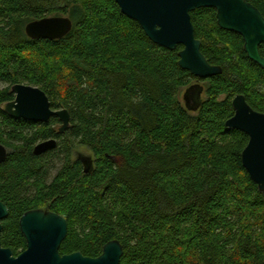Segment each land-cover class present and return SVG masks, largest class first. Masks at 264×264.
Listing matches in <instances>:
<instances>
[{
	"label": "trees",
	"instance_id": "1",
	"mask_svg": "<svg viewBox=\"0 0 264 264\" xmlns=\"http://www.w3.org/2000/svg\"><path fill=\"white\" fill-rule=\"evenodd\" d=\"M245 1L264 16V0ZM61 14L72 21L65 36L25 34L29 21ZM190 19L200 51L221 67L210 78L182 69V46L152 42L114 0H0L3 247L24 250L19 218L42 208L67 220L61 254L97 257L116 239L119 264H264V192L240 157L248 136L224 125L237 94L264 113V69L247 57L241 35L218 26L214 8ZM193 82L202 86L194 111L179 96ZM15 83L67 109L68 128L57 132L55 116L42 123L7 114ZM48 138L57 146L34 155ZM77 145L94 157L89 172L71 159Z\"/></svg>",
	"mask_w": 264,
	"mask_h": 264
},
{
	"label": "water",
	"instance_id": "2",
	"mask_svg": "<svg viewBox=\"0 0 264 264\" xmlns=\"http://www.w3.org/2000/svg\"><path fill=\"white\" fill-rule=\"evenodd\" d=\"M120 12L135 20L145 35L155 44L178 51V64L199 79L210 78L221 73L219 65L210 64L200 51V40L195 37L190 12L211 7L216 11V21L220 28L235 31L243 39V50L247 57L264 69V54L259 45L264 46V16L245 0H114ZM72 28L67 16L51 15L29 21L24 26L31 39H58ZM14 99L7 102L4 111L12 117L32 122H47L52 116L60 121L59 132L65 131L70 122L67 109H53L45 92L37 86L15 83L10 89ZM202 86L193 84L185 89L183 100L190 110H196ZM233 115L224 125L227 129H237L248 136V141L240 153L241 163L258 191L264 192V113L253 109L242 94L231 101ZM56 139L49 138L33 147V154L40 155L55 148ZM7 148L0 143V163L7 157ZM84 172H89L92 162L82 159ZM8 215L7 206L0 201L1 220ZM20 232L25 239V249L17 255L3 247L0 241V264H119L123 253L116 239L106 242L97 257L84 256L79 251L61 254L60 245L67 234L66 218L56 212L35 208L25 211L18 221Z\"/></svg>",
	"mask_w": 264,
	"mask_h": 264
},
{
	"label": "rangeland",
	"instance_id": "3",
	"mask_svg": "<svg viewBox=\"0 0 264 264\" xmlns=\"http://www.w3.org/2000/svg\"><path fill=\"white\" fill-rule=\"evenodd\" d=\"M57 16H68L67 14H61V15H57ZM195 82H193V84H194ZM24 84H26V83H24ZM201 84H205V82H201ZM6 85L4 84V83H1L0 82V89L1 88H3V87H5ZM183 91H184V88H182L181 89V91H180V99H181V101H182V94H183ZM57 126H59V124L57 125ZM40 141H42V140H40ZM39 142V141H38ZM37 142V143H38ZM83 158H88V159H90V161L93 163V159H94V157L92 156V153L85 147V146H83V145H77L74 149H73V151H72V153H71V159H73V160H75V159H79L81 162H82V159ZM58 164V163H57ZM56 164V165H57ZM52 174H54V171L52 172Z\"/></svg>",
	"mask_w": 264,
	"mask_h": 264
},
{
	"label": "flooded vegetation",
	"instance_id": "4",
	"mask_svg": "<svg viewBox=\"0 0 264 264\" xmlns=\"http://www.w3.org/2000/svg\"><path fill=\"white\" fill-rule=\"evenodd\" d=\"M260 46H262V47L264 48V46L261 44V45H259V50H260ZM260 53H261V52H260ZM263 54H264V53H263ZM195 84H199V83L197 82V83H195ZM201 96H202V94L200 95V99H201ZM59 126H60V125H59ZM59 126H57V127L59 128ZM57 132H59L58 129H57ZM59 133H62V132H59ZM48 139H49V138H48ZM54 139H56V138H54ZM45 140H46V139H45ZM42 141H43V140H42ZM39 142H40V141H39ZM57 143H58V140L56 139V146H57ZM36 144H37V143H36ZM36 144H35V145H36ZM56 146H55V147H56ZM33 147H34V146H33ZM53 149H54V148H53ZM32 151H33V149H32Z\"/></svg>",
	"mask_w": 264,
	"mask_h": 264
}]
</instances>
